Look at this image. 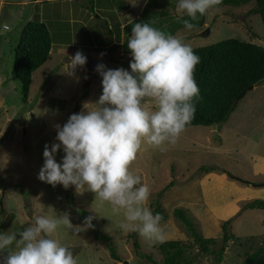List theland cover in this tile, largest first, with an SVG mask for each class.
<instances>
[{
    "label": "rangeland",
    "instance_id": "rangeland-1",
    "mask_svg": "<svg viewBox=\"0 0 264 264\" xmlns=\"http://www.w3.org/2000/svg\"><path fill=\"white\" fill-rule=\"evenodd\" d=\"M36 1L0 0V25H9L7 30L0 28V231L22 230L34 214L56 216L67 212L73 225H80L84 220L80 213L85 211L95 217L96 229L91 227L76 233L61 226L53 234L72 251L78 264H162L159 249L162 242L122 228L126 222L123 210L114 213L108 202L95 200V194L85 188L77 192L75 186L53 187L38 179V173L44 162L45 145L55 140L54 125L63 124L70 114L82 111L86 103L96 101L102 93V78L95 71L96 78L86 87L87 65L76 70V77L63 72L67 70L68 56L80 50L92 58L97 51L94 47L103 44L100 51L116 59L103 61L104 64L118 68L124 63L130 70L131 57L125 39L131 35L132 25L152 22L154 27L172 34V22L163 20L168 9L156 10L153 0L145 15H140L125 33L120 29L121 23L131 16L121 17L120 12L131 3L135 14H139L143 0ZM168 1L173 5L176 0ZM221 2L218 8L208 10L206 24L196 30L199 33L212 27L211 34L199 36L189 45L199 48L237 39L264 46L263 20L260 14L252 13L256 1ZM28 22L45 23L54 45L49 60L33 74L26 104L14 72V50L19 32ZM93 25L107 34L105 42L97 44L87 33ZM120 40L121 45L112 44ZM144 107L154 110L155 103L146 99ZM62 155V151L58 153V161ZM202 168L215 171L205 172ZM130 169L149 187L150 197L143 206L153 212L160 205L168 216L160 222L163 242L180 240L193 244L186 226L174 215L178 208L186 212L203 237L219 240L214 247L217 251L222 244V225L232 220L228 229L240 240L229 241L221 264H243L246 254L264 241V210L244 207L253 200H264V82L246 93L220 128L184 129L174 144L165 142L155 146L142 142ZM232 176L251 184L241 183ZM170 182L173 185L166 188ZM96 231L114 240L121 262L111 258L105 242L95 239ZM135 241L140 249L134 247ZM6 255L7 251L0 253V259ZM189 258L191 264H217L216 256L202 252L199 246L190 250Z\"/></svg>",
    "mask_w": 264,
    "mask_h": 264
},
{
    "label": "clouds",
    "instance_id": "clouds-1",
    "mask_svg": "<svg viewBox=\"0 0 264 264\" xmlns=\"http://www.w3.org/2000/svg\"><path fill=\"white\" fill-rule=\"evenodd\" d=\"M219 3L178 0L176 11L195 19L197 13L204 15ZM183 24L186 30L194 28L188 19ZM0 28L7 30L9 25L4 23ZM125 40L131 54L130 70L96 64L94 71L102 78L101 95L86 103L82 111L70 114L63 124L54 125L57 134L54 142L44 147L38 179L53 187L75 186L77 192L81 188L93 192L95 200L108 202L114 213L123 210L126 222L122 228L163 242L161 215L143 206L150 190L130 165L142 142L174 144L194 118V98L200 95L194 72L200 57L180 37L166 34L152 22L133 24ZM99 55L102 58L106 53ZM66 64L63 72L76 77V70L86 66L87 56L78 50L68 56ZM146 99L154 101V110L144 107ZM94 218L86 216L82 224L74 226L67 212L34 214L22 230L0 231V253L7 251L0 264H78L72 251L53 234L61 226L79 233L93 227Z\"/></svg>",
    "mask_w": 264,
    "mask_h": 264
},
{
    "label": "trees",
    "instance_id": "trees-1",
    "mask_svg": "<svg viewBox=\"0 0 264 264\" xmlns=\"http://www.w3.org/2000/svg\"><path fill=\"white\" fill-rule=\"evenodd\" d=\"M255 1L256 6L252 13L260 14L264 23V0ZM185 19L190 20L194 25L193 30H200L204 25L205 14L197 13L195 19L185 16L179 21L183 24ZM52 48L51 32L45 23L28 22L19 32V40L14 50V72L20 82L21 95L26 104L30 97L33 74L49 60ZM192 49L200 57V62L196 65L194 72L200 95L194 98L196 113L185 129L194 126L220 128L227 123L239 101L250 88L264 82V46L237 39H226L212 45ZM202 169L205 172L215 171L213 168ZM232 178L244 184H251L247 180L234 176ZM172 185L173 182H170L166 188ZM16 187L23 186L16 185ZM72 203L73 200L69 197V205ZM244 207L264 210V200H253L246 203ZM82 213H80L82 216H88L87 212ZM153 213L161 215L160 222L167 220L168 216L163 213L160 205L154 208ZM174 215L186 226L194 241L193 244H186L180 240L160 243L159 249L163 255L162 264H191L189 252L194 246H199L204 253L216 256L217 264H221L229 241L239 239L228 229L232 220L224 222L222 244L217 251L214 247L219 244V240L203 237L184 210L178 208ZM93 228L96 229L95 226ZM95 239L105 242L111 258L121 262L111 237L96 231ZM134 247L140 249V244L135 241ZM147 259L155 263L151 256L147 255ZM243 264H264V241L255 251L246 254Z\"/></svg>",
    "mask_w": 264,
    "mask_h": 264
},
{
    "label": "crops",
    "instance_id": "crops-1",
    "mask_svg": "<svg viewBox=\"0 0 264 264\" xmlns=\"http://www.w3.org/2000/svg\"><path fill=\"white\" fill-rule=\"evenodd\" d=\"M36 2H41V0H37ZM153 3V0H143V3L140 6V9H139V14H135V12L133 11V8L134 6H132V4L130 3L129 6L126 7L125 10H122L120 12V16L121 17H124L129 15L131 16V19L129 20L128 17H126V21H122L121 23V31H125V33L127 32V27L130 25V24H133L135 23L136 19H138L140 17V15L143 17L145 15V12L148 10L149 6ZM177 3H178V0H176L173 5H169V1L168 0H164V2H157V0L154 2V8H156V10L158 9H163V11L165 9H168L167 12H166V18L163 19L165 21H171L172 22V25H173V29H172V34L173 35H177L178 37H180L185 43L189 44V42H191L192 40L196 39L197 37L199 36H206V35H210L211 32H212V27H207V29L204 31L202 29L201 32L198 33V31L196 30H186L184 28V25L179 21L180 19H182L183 17L187 16L186 14H180V13H177L176 11V6H177ZM134 4L137 5V3L134 2ZM222 2L220 0V3L217 4L216 7H212L211 9H216L218 8V6H221ZM143 12V14H142ZM162 19V18H161ZM92 21V19H90ZM206 20H207V12L205 13V20H204V25L206 24ZM203 25V26H204ZM94 27L90 28L89 31H87V33L94 38L95 42L98 44V42H105V40L107 39V34L103 31V30H100L98 27H96L95 25H93ZM207 30H210L209 33H206ZM123 41L120 40V42H113L112 44H122ZM54 45V44H53ZM101 46L103 47V44L101 45H96L94 47L95 50V54L94 55H91L92 58L94 59H97V60H100V61H111V60H116L114 59L113 57H107L106 55L103 56L102 58L100 57V53H101ZM99 50V51H98ZM124 53L122 52L121 55H123ZM129 57H131V54H129Z\"/></svg>",
    "mask_w": 264,
    "mask_h": 264
},
{
    "label": "water",
    "instance_id": "water-1",
    "mask_svg": "<svg viewBox=\"0 0 264 264\" xmlns=\"http://www.w3.org/2000/svg\"><path fill=\"white\" fill-rule=\"evenodd\" d=\"M209 32H210V30H207L206 33H209ZM98 62H100V60H97V59H94V58L87 56V64L86 65L88 66L89 74H88V79L86 82V87H89L91 85V83L93 82V80L96 78L94 75V69H95V66ZM122 65L125 68L128 67V65H126L124 63ZM252 89H254V87L250 88V90H252ZM123 264H128V262H123Z\"/></svg>",
    "mask_w": 264,
    "mask_h": 264
}]
</instances>
